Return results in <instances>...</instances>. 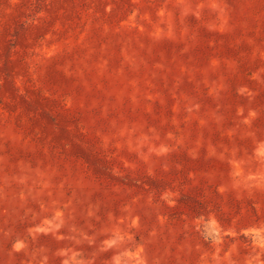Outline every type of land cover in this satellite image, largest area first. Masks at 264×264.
Returning a JSON list of instances; mask_svg holds the SVG:
<instances>
[{
  "label": "rangeland",
  "instance_id": "374dc122",
  "mask_svg": "<svg viewBox=\"0 0 264 264\" xmlns=\"http://www.w3.org/2000/svg\"><path fill=\"white\" fill-rule=\"evenodd\" d=\"M0 264H264V0H0Z\"/></svg>",
  "mask_w": 264,
  "mask_h": 264
}]
</instances>
